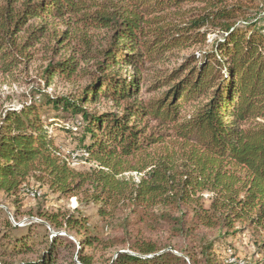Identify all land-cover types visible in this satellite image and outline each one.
Here are the masks:
<instances>
[{
	"label": "trees",
	"instance_id": "16d2710c",
	"mask_svg": "<svg viewBox=\"0 0 264 264\" xmlns=\"http://www.w3.org/2000/svg\"><path fill=\"white\" fill-rule=\"evenodd\" d=\"M260 5L1 0L0 79L32 81L31 50L42 43L48 20L74 22L75 28L56 37L42 85L31 86L18 106L0 104V191L17 196L33 178L60 198L93 204L106 234L79 208L39 212L55 232L41 236L29 227L17 237L18 227L0 216V264H227L232 253L220 260L215 242L247 229L260 259L241 263L264 264ZM64 42L68 51L62 52ZM172 59L176 65L150 87L159 95L140 98L148 66ZM57 76L79 79L76 94L48 92ZM101 99L121 110H98ZM51 112L73 118L74 126L64 129L76 128L89 168L75 169L60 156L48 132ZM129 171L139 179L122 176ZM63 227L76 238L62 237ZM84 249L113 253L95 259Z\"/></svg>",
	"mask_w": 264,
	"mask_h": 264
},
{
	"label": "rangeland",
	"instance_id": "374dc122",
	"mask_svg": "<svg viewBox=\"0 0 264 264\" xmlns=\"http://www.w3.org/2000/svg\"><path fill=\"white\" fill-rule=\"evenodd\" d=\"M1 1V0H0ZM263 2V5L259 6L258 14L256 15L260 19H264V0H257ZM39 21L33 20V25L37 24ZM75 28V23L70 22L66 23L65 20H48L47 29L44 35V38L41 40V44H38L33 48L32 59L29 64V77L32 78L30 83L21 84L18 81L13 79H0V104L3 107L6 106H18L19 101L24 98L22 94H26L29 91V88L33 85L37 86L39 83L42 85L41 74L42 70L47 64V57L49 56L50 49L52 46H56L55 43L56 37L60 34H63V31L67 30L69 33H72ZM61 44L60 50L68 51V47L65 48ZM191 50H183L181 54L190 52ZM176 65V60L172 59L171 61L157 62L153 65L148 66L146 71L142 74V79L140 83L139 97L142 99H148L150 97L158 96L160 89L150 90L152 84L160 79L161 75L167 70ZM126 70H123V73ZM130 72V70H128ZM81 81L79 79H73L67 81L60 77H53L51 83L46 88L48 92L60 95L62 93H74L79 89ZM164 88H162L163 90ZM95 107L100 111H113L118 112L121 110V107L116 106L111 101L99 100ZM191 108L188 107V111ZM56 112H51L48 117H50L49 123V135L52 137L54 144L58 147L60 156L69 161V164L75 169H87L90 166V163L87 162L84 158L82 152L79 151L78 141L76 137L78 134H75L73 130L75 127H72V131L64 129V127L74 126L73 118L62 119L55 118ZM59 115V114H58ZM155 125L150 123V126ZM134 163V162H133ZM125 177H132L137 181L140 175L136 172H125L122 174ZM27 186L22 189L17 196L7 195L0 191V216L8 217L12 224L18 227L13 233L17 237L24 236L28 231L27 229L31 227L36 229V232L39 233V236L46 233L50 230L52 233L53 226L48 220H45L43 216H39V212L50 214H65L66 212L72 213L73 210L79 208V212L83 213L88 217V223L90 225H97L99 232L103 235L106 234V230L103 228V225L99 222L98 216L95 213V207L93 204L80 205L77 202L75 197H62L58 196L57 193H54L48 189L46 185H42L36 182L33 178H29L27 181ZM41 224V226H40ZM241 224H236V227H240ZM59 234L64 237L69 235L72 238H76V234L73 230L63 227L59 229ZM214 248L216 254L219 256V259L224 261L227 259L229 253H232L236 261L247 263L251 260L260 259V256H257V249L254 243V236L249 229L237 233L234 236L226 238L225 241L219 243L215 242ZM85 252H94L91 249H84ZM230 251V252H229ZM112 251H102L96 249L94 252L95 259L99 257L109 256Z\"/></svg>",
	"mask_w": 264,
	"mask_h": 264
},
{
	"label": "bare ground",
	"instance_id": "6f19581e",
	"mask_svg": "<svg viewBox=\"0 0 264 264\" xmlns=\"http://www.w3.org/2000/svg\"><path fill=\"white\" fill-rule=\"evenodd\" d=\"M231 258H233V257H231ZM231 258H229V259L226 260V263H227V264H234L235 259L233 260V259H231ZM239 264H242V263L239 262Z\"/></svg>",
	"mask_w": 264,
	"mask_h": 264
}]
</instances>
